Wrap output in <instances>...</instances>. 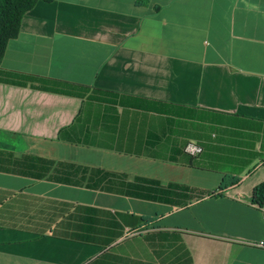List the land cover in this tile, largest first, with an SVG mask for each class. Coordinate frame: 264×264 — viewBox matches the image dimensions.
I'll return each mask as SVG.
<instances>
[{"label":"crops","instance_id":"1","mask_svg":"<svg viewBox=\"0 0 264 264\" xmlns=\"http://www.w3.org/2000/svg\"><path fill=\"white\" fill-rule=\"evenodd\" d=\"M0 131V264H264V0H39Z\"/></svg>","mask_w":264,"mask_h":264},{"label":"trees","instance_id":"2","mask_svg":"<svg viewBox=\"0 0 264 264\" xmlns=\"http://www.w3.org/2000/svg\"><path fill=\"white\" fill-rule=\"evenodd\" d=\"M39 0H0V63L7 45L10 39L15 38L20 29V24L23 15L30 10ZM45 2H52L54 0H42ZM6 138H10V135L3 131H0V155L4 151L14 150L10 145L12 143L6 142ZM236 178L225 176L219 188L224 190L227 186L236 182ZM252 201L258 205L264 203V183L259 184L253 189Z\"/></svg>","mask_w":264,"mask_h":264},{"label":"built area","instance_id":"3","mask_svg":"<svg viewBox=\"0 0 264 264\" xmlns=\"http://www.w3.org/2000/svg\"><path fill=\"white\" fill-rule=\"evenodd\" d=\"M185 151L189 153L190 155H195L199 152H201V148L194 143H187L185 146ZM252 246L264 249V239L252 243Z\"/></svg>","mask_w":264,"mask_h":264},{"label":"rangeland","instance_id":"4","mask_svg":"<svg viewBox=\"0 0 264 264\" xmlns=\"http://www.w3.org/2000/svg\"><path fill=\"white\" fill-rule=\"evenodd\" d=\"M6 142H8V143H9V142H12V143H13L14 140H10V138H6Z\"/></svg>","mask_w":264,"mask_h":264}]
</instances>
